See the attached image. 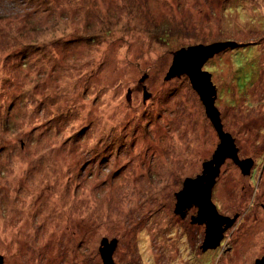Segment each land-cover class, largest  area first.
<instances>
[{
  "label": "rangeland",
  "instance_id": "1",
  "mask_svg": "<svg viewBox=\"0 0 264 264\" xmlns=\"http://www.w3.org/2000/svg\"><path fill=\"white\" fill-rule=\"evenodd\" d=\"M209 70L232 219L203 250L176 213L220 136L174 54ZM249 77V78H247ZM199 80L203 81L202 78ZM251 80V81H250ZM250 81V82H249ZM115 241L109 259L100 249ZM225 239V240H224ZM0 264H255L264 258V0H0Z\"/></svg>",
  "mask_w": 264,
  "mask_h": 264
},
{
  "label": "water",
  "instance_id": "2",
  "mask_svg": "<svg viewBox=\"0 0 264 264\" xmlns=\"http://www.w3.org/2000/svg\"><path fill=\"white\" fill-rule=\"evenodd\" d=\"M232 45L231 42H217L209 45H195L187 49H181L174 54L171 71L167 73L164 79H170L175 74L186 73L189 77L192 87L196 90L205 105L207 115L212 120L214 127L220 136V144L215 151L213 158L203 164V171L197 178H188L184 182V188L177 193L176 213L184 215L186 209L191 205L198 208L197 217H192L193 223L205 224L206 235L203 243V250L217 247L222 239V232L230 226L232 219L218 213L215 204L211 200V188L215 177L218 174L220 164L225 157H231L244 172L249 171L252 166V159L238 160L236 149L228 134L221 131V125L218 117V111L213 102L216 98V90L210 80V73L201 70L205 60L216 50ZM202 78L203 81L199 80ZM104 247L100 249L102 258L109 259L115 247L113 240L108 244L104 239ZM2 257L0 256V263ZM109 264V263H107ZM255 264H264V258L256 260Z\"/></svg>",
  "mask_w": 264,
  "mask_h": 264
},
{
  "label": "flooded vegetation",
  "instance_id": "3",
  "mask_svg": "<svg viewBox=\"0 0 264 264\" xmlns=\"http://www.w3.org/2000/svg\"><path fill=\"white\" fill-rule=\"evenodd\" d=\"M185 213H186V211H185ZM185 213H184V215H181L180 213H177L180 217H184L185 216ZM192 222V221H191ZM193 223V222H192ZM203 224V223H202ZM223 235L224 234H222V239H223ZM222 239H221V241H220V243L217 245V247L219 246V245H221V242H223L222 241ZM225 240V239H224ZM216 248V247H215Z\"/></svg>",
  "mask_w": 264,
  "mask_h": 264
},
{
  "label": "trees",
  "instance_id": "4",
  "mask_svg": "<svg viewBox=\"0 0 264 264\" xmlns=\"http://www.w3.org/2000/svg\"><path fill=\"white\" fill-rule=\"evenodd\" d=\"M206 71L209 72V70H206ZM247 78H249V77H247ZM250 81H251V80H250ZM250 81H249V82H250Z\"/></svg>",
  "mask_w": 264,
  "mask_h": 264
}]
</instances>
